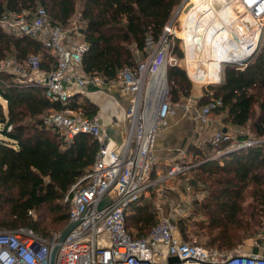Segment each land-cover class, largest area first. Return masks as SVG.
Segmentation results:
<instances>
[{
	"label": "trees",
	"instance_id": "16d2710c",
	"mask_svg": "<svg viewBox=\"0 0 264 264\" xmlns=\"http://www.w3.org/2000/svg\"><path fill=\"white\" fill-rule=\"evenodd\" d=\"M183 1L0 0V19L7 12L34 11L44 6L54 23L68 29L80 14L78 29L83 30L81 37L89 44L83 55L84 70L110 83L121 69L137 66L140 56L148 55L147 37L159 40ZM179 43V39L176 43L171 40L170 54L181 59L184 52ZM31 54L42 56V67L47 71L57 65L39 40L15 36L0 26V59L15 56L24 62ZM167 77L173 101L190 95L193 85L186 69L169 65ZM80 97L73 98L72 108L94 117L99 107ZM213 97L223 99L215 112L224 114L225 123L249 126L255 136L264 137V31L256 53L244 68L235 63L222 65L221 81L208 85L201 104ZM61 108L46 96L44 86L0 72V231L31 227L43 237H50L53 230L59 233L68 224L65 195L93 165L99 143L89 133L66 141L55 129L45 127V115ZM245 136L240 134L241 139ZM206 146L208 153L193 144L189 147L198 155L191 169L195 176L192 183L203 182L210 193L201 205L215 231L210 244H218L217 249H233L238 241L232 236L236 229L231 226L245 218L241 216L245 191L249 187L264 188V148L236 149L216 159L211 141ZM154 201L152 195L134 205L127 216L128 227L137 237L146 236L156 225ZM30 211L39 213V218L35 219ZM257 216L263 214H250L251 219ZM179 226L183 239L190 241L185 233L186 221L180 220Z\"/></svg>",
	"mask_w": 264,
	"mask_h": 264
},
{
	"label": "built area",
	"instance_id": "2783aa9c",
	"mask_svg": "<svg viewBox=\"0 0 264 264\" xmlns=\"http://www.w3.org/2000/svg\"><path fill=\"white\" fill-rule=\"evenodd\" d=\"M230 1L251 17V20L244 21L249 26L248 54L237 61L242 66L240 68H244L260 44L264 0ZM172 23L159 40L148 36V55L137 66L121 69L115 79L127 98L124 117L130 120L129 131L122 139H117L99 115L88 117L71 106L76 95L88 93L89 85L99 88L106 85L102 77L90 76L84 70L83 55L89 44L80 37L78 26L66 29L54 23L44 6L34 11L7 12L0 19L4 31L39 40L57 62L54 69L47 71L42 67L40 54H31L24 62L8 56L0 59V72L12 74L22 82L44 86L46 96L61 105L60 110H51L45 115V127L55 129L66 141H73L80 133H89L99 143L93 165L65 195L64 201L69 204L68 224H75L65 240L59 241L61 232L43 237L31 227L2 230L0 264H51L56 245L59 248L55 264H264V250L251 252L236 248L222 253L196 240H184L177 223L169 218L171 215L164 216L160 206L157 213L162 218L146 236L137 237L128 227L127 216L131 208L142 203L153 187L159 182L185 176L196 166L194 162H177L158 180L152 178L158 135L169 125V118L181 109L185 115L191 113L194 120L208 125L213 113L223 105L221 97L210 98L200 107L194 106L192 101L175 102L171 99L167 70L169 65H178V59L170 54L169 29ZM241 35L244 36L242 32ZM249 132L244 129L238 132L214 131L210 141L216 148L215 157L252 146L264 148V137ZM240 134L246 135L245 138L241 139ZM106 198L109 201L100 208ZM170 208L171 214L180 215L181 208ZM174 256L179 262L170 263L169 259Z\"/></svg>",
	"mask_w": 264,
	"mask_h": 264
},
{
	"label": "crops",
	"instance_id": "0c3cea01",
	"mask_svg": "<svg viewBox=\"0 0 264 264\" xmlns=\"http://www.w3.org/2000/svg\"><path fill=\"white\" fill-rule=\"evenodd\" d=\"M79 21L80 14H77L73 22L79 23ZM207 90L208 85L194 86L189 96H182L180 100L175 102L192 101L194 106L200 107L202 105L201 98ZM97 91L101 92L99 93ZM96 94H100V96ZM80 98H87L92 103L96 104L99 107V111L96 115H99L108 128L113 130V134L117 139H122L128 131V121L124 117L125 110L128 107V101L122 92L119 82L113 80L110 83H106L103 88L91 84L88 86V93ZM108 101L109 109L105 110L103 105ZM223 117L224 114L215 112L211 117L210 123L208 125H203L201 122L194 120L191 113L185 115L181 109H178L176 114L169 118V125L158 135L154 150L156 163L152 178L158 180L174 163L189 164L195 162L198 155L189 150L191 143L200 147L201 144L207 143L214 133L213 131L218 129L232 130V125L225 123ZM182 178L183 176L180 175L176 179L159 182L158 185L153 187L150 194L154 196L155 202L157 198L159 202H163V200L168 202L169 200L174 201L172 199H174L176 195L183 198L182 194L184 189L181 185Z\"/></svg>",
	"mask_w": 264,
	"mask_h": 264
},
{
	"label": "rangeland",
	"instance_id": "374dc122",
	"mask_svg": "<svg viewBox=\"0 0 264 264\" xmlns=\"http://www.w3.org/2000/svg\"><path fill=\"white\" fill-rule=\"evenodd\" d=\"M173 18H174V21H172ZM173 18L170 22V23L173 22L172 26L169 29V34L171 35L170 40L176 43V40L179 39L180 48L184 52L183 58L180 59L179 57L176 56L178 59V65L186 69L193 87L194 86H206V85L212 84L210 82L197 81L193 77L190 76L188 72V57H189L188 49L183 39V35H184L183 31H184L186 15L182 14V12H179V14L177 16L175 14ZM75 25L78 26L79 23L72 22V25L69 28L73 29V26ZM263 31H264V27H263ZM143 59L144 57L140 56V61ZM237 65L239 67H242L241 64H239V62L237 63ZM221 75H222V71H221ZM16 80L19 81L20 79L16 77ZM169 86H170V91L172 93V84H170ZM96 95L100 96V94H96ZM108 103L109 101L103 105V108L105 110L109 109ZM80 113L82 112L80 111ZM127 121H128L127 126H128V131H129L130 120H127ZM2 127L3 126L0 125V129H2ZM243 129L250 131L249 133L255 136V134L253 133V131H251L249 126H246V127H233L232 126L231 131L238 132L239 130H243ZM2 137L3 135L0 131V138ZM209 141L210 139L207 142ZM206 145L207 143H203L200 145V147L203 148V150L207 151L208 148ZM211 152L212 151H210V153ZM218 158L219 156L216 157V159ZM186 177H188L189 180H187ZM194 178H195L194 173L191 171L187 175L183 176L181 180L182 182L181 185L183 186V189H184L183 194H182L183 198L179 195H176L174 199H172L174 201L169 200V202L166 200H163V202H159L157 198L156 202L154 201L153 203V210L154 212H156L157 222L162 218L161 215L157 213V210H158L157 208L158 206H160L162 208L163 215L166 217L171 215L172 217L170 216L169 218L177 223L179 230H180L179 221L180 220L186 221L187 227H186L185 233L187 234V237L190 238L188 240L190 241L196 240L198 243L204 245L205 247H208V248L216 247L217 249L218 244H215V245L210 244V241L213 239V236H214L213 234L215 233V231L211 229V226H209V222H210L209 216L205 215L201 208L202 203L206 200V197L210 193H209V190L207 189L205 190L204 187L206 185L204 186L203 182L199 181L197 185L192 183L194 181ZM252 188L251 187L247 188V190L245 191L244 200L241 202V205L243 207L241 216H244L245 218L242 219L239 224L231 226L232 229H236V230H233V233L235 232L236 235H232V236L235 240L238 241V244L233 249H226V248L223 249V248L218 247L220 248L218 250L222 253L230 252L231 250H234L236 248H242L243 250L251 251V252H255L256 250H259V249L264 250V188L260 190L252 189ZM150 195L152 196V194H149V196ZM150 197H147L144 200H147ZM169 205L171 207L177 206L181 208L182 210L180 209L179 211L180 215L171 214L172 209L170 208ZM253 212L257 213L258 215L263 214V217L257 216V218L251 219L250 214ZM32 215L34 216L35 219L39 218V213L35 211L32 212ZM48 217L51 218V215H49ZM64 228L65 227H63L60 230V232L64 230ZM55 232H58V231L53 230V233Z\"/></svg>",
	"mask_w": 264,
	"mask_h": 264
},
{
	"label": "bare ground",
	"instance_id": "6f19581e",
	"mask_svg": "<svg viewBox=\"0 0 264 264\" xmlns=\"http://www.w3.org/2000/svg\"><path fill=\"white\" fill-rule=\"evenodd\" d=\"M185 8L188 72L197 81L219 82L224 61H241L248 54L249 26L244 21L251 17L230 0H190Z\"/></svg>",
	"mask_w": 264,
	"mask_h": 264
},
{
	"label": "water",
	"instance_id": "95a60500",
	"mask_svg": "<svg viewBox=\"0 0 264 264\" xmlns=\"http://www.w3.org/2000/svg\"><path fill=\"white\" fill-rule=\"evenodd\" d=\"M187 1H188V0H184V1L182 2L181 6L179 7L178 12L176 13V16L179 14V12L182 11V9H183V7L185 6V4H186ZM80 32L83 33V30H80ZM223 63H224V64H226V63H237V61H224ZM224 131H226V129H224ZM109 132H110V133H114L113 130H112L111 128H109ZM108 201H109V198H106V199L100 204L99 207H100V208H103V207L106 205V203H107ZM74 226H75L74 223H70V224H68V225L64 228V230L61 231V234H60V236H59V241H60V242H62V241L65 240V238L68 236V234L70 233V231L73 229ZM58 248H59V245H56V246L54 247L53 251H52V255H51V264H55V256H56V253H57ZM169 262H170V263L179 262V258L176 257V256L171 257V258L169 259Z\"/></svg>",
	"mask_w": 264,
	"mask_h": 264
}]
</instances>
